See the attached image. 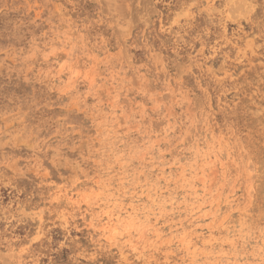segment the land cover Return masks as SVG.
Returning <instances> with one entry per match:
<instances>
[{
  "label": "rangeland",
  "instance_id": "rangeland-1",
  "mask_svg": "<svg viewBox=\"0 0 264 264\" xmlns=\"http://www.w3.org/2000/svg\"><path fill=\"white\" fill-rule=\"evenodd\" d=\"M0 264H264V0H0Z\"/></svg>",
  "mask_w": 264,
  "mask_h": 264
}]
</instances>
